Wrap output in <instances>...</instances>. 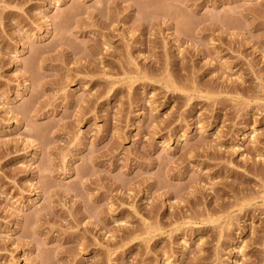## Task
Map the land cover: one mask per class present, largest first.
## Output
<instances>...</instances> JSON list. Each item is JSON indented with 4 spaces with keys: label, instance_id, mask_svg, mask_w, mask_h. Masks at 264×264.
Returning a JSON list of instances; mask_svg holds the SVG:
<instances>
[{
    "label": "rangeland",
    "instance_id": "374dc122",
    "mask_svg": "<svg viewBox=\"0 0 264 264\" xmlns=\"http://www.w3.org/2000/svg\"><path fill=\"white\" fill-rule=\"evenodd\" d=\"M0 264H264V0H0Z\"/></svg>",
    "mask_w": 264,
    "mask_h": 264
},
{
    "label": "bare ground",
    "instance_id": "6f19581e",
    "mask_svg": "<svg viewBox=\"0 0 264 264\" xmlns=\"http://www.w3.org/2000/svg\"><path fill=\"white\" fill-rule=\"evenodd\" d=\"M254 134H255V131L254 130H252L251 133L249 134L252 139H255V135Z\"/></svg>",
    "mask_w": 264,
    "mask_h": 264
}]
</instances>
